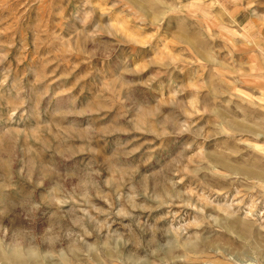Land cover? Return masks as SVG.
<instances>
[{
	"label": "rangeland",
	"instance_id": "374dc122",
	"mask_svg": "<svg viewBox=\"0 0 264 264\" xmlns=\"http://www.w3.org/2000/svg\"><path fill=\"white\" fill-rule=\"evenodd\" d=\"M0 264H264V0H0Z\"/></svg>",
	"mask_w": 264,
	"mask_h": 264
},
{
	"label": "bare ground",
	"instance_id": "6f19581e",
	"mask_svg": "<svg viewBox=\"0 0 264 264\" xmlns=\"http://www.w3.org/2000/svg\"><path fill=\"white\" fill-rule=\"evenodd\" d=\"M249 214H251L252 212H251V210L249 209V211H247Z\"/></svg>",
	"mask_w": 264,
	"mask_h": 264
}]
</instances>
